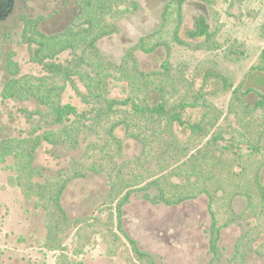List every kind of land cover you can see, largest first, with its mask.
<instances>
[{"label": "trees", "instance_id": "16d2710c", "mask_svg": "<svg viewBox=\"0 0 264 264\" xmlns=\"http://www.w3.org/2000/svg\"><path fill=\"white\" fill-rule=\"evenodd\" d=\"M191 0H171L163 15V27L143 37L137 44L146 52L157 45L167 51L161 71H143L132 50L121 63L102 54L97 43L113 34L115 22L137 10L131 0H78L80 13L73 27L46 35L39 30L41 19L24 17L23 40L31 47L32 62L41 67L38 76L21 75L9 54L7 67L11 78L2 95L16 102L36 101L40 123L26 136L0 138V165L11 172L9 186L20 191L27 203L45 213L46 237L42 249L58 253L56 264H83L79 259L97 244L107 247L109 257H119L122 264H156L138 243L123 230L124 207L139 191L156 189V204L180 206L205 196L211 215L209 242L212 258L208 264H222L220 241L223 231L236 222H245L248 230L239 240L236 254L227 264H244L249 253L264 258V93L256 92L255 104L246 102L249 92L243 83L226 87L232 99L226 117L204 95H181L183 85L192 91L183 71L174 76L172 46L157 37L170 22L173 13V43L188 47L180 37L184 6ZM212 4V0H199ZM244 2L246 0H239ZM190 39H204L199 51L211 50L215 37L204 16L187 33ZM155 41L148 49V42ZM157 42V45H156ZM69 52L67 64L55 59ZM264 74V51L250 73ZM82 83L84 92L78 83ZM72 88L80 97L77 104L64 103ZM122 91L114 96L113 90ZM170 96H176L172 103ZM207 109L199 123L187 124V109ZM234 116L235 122L230 121ZM215 117V118H214ZM177 126L191 135L180 140ZM124 127L128 138L142 146L141 153L124 159L123 142L116 136ZM66 151H81V157L56 176L35 165L37 151L43 144ZM260 158L259 164L256 160ZM105 175L109 193L100 214L71 219L63 206V196L75 180L89 175ZM149 198V196H147ZM245 198L247 207L237 213L234 202ZM74 232L71 249L66 244Z\"/></svg>", "mask_w": 264, "mask_h": 264}, {"label": "rangeland", "instance_id": "374dc122", "mask_svg": "<svg viewBox=\"0 0 264 264\" xmlns=\"http://www.w3.org/2000/svg\"><path fill=\"white\" fill-rule=\"evenodd\" d=\"M26 0H17L14 11L0 24V138L26 136L40 123L37 111L40 105L34 101L16 102L2 95L11 78L7 67L9 54H14L12 62L19 66L21 75L38 76L41 67L31 60V47L23 40L24 17L41 19L39 30L46 35L59 34L73 27L80 13L78 0H35L26 7ZM137 10L115 22L117 30L102 38L97 46L102 54L116 63H121L125 54L132 50L140 68L145 72L161 71L167 59L164 47L148 52L137 48L138 42L148 35L157 33L163 27V15L171 0H131ZM204 16L215 33L210 43L211 50L199 51L194 48L204 39H190L187 33L195 29L196 20ZM170 22L156 38L172 46L174 76L181 77L183 71L187 81L192 83V91L183 85L181 95H204L208 103L214 105L224 117L228 114L232 93L226 87L243 83L242 92H249L245 100L253 105L258 97L256 92L264 93V74L250 73L259 63L264 51V0H212V4L191 0L184 6V21L180 37L188 47L173 43L174 14ZM155 41L148 42L147 48ZM71 59L67 51L55 61L67 64ZM78 83V81H77ZM80 91H85L78 83ZM114 96H122V91L113 90ZM175 103L176 96H170ZM64 103L77 104L78 94L70 87L63 98ZM207 109H187L183 119L187 124L199 123ZM215 118V117H214ZM230 121L235 122L234 116ZM176 135L180 140H188L190 131L177 126ZM123 142L124 159H132L142 151L136 140L128 138L124 127L116 131ZM81 151H66L61 147L43 144L37 151L35 165L44 173L56 176L66 170L81 157ZM260 158L256 160L259 164ZM11 172L6 165H0V264H56L58 253L42 249L40 244L46 237L45 213L27 203L19 190L9 186ZM264 181V170L261 175ZM109 180L105 175L91 174L85 179L72 182L63 196V206L73 220L100 214V207L109 193ZM156 189L134 193L124 207L123 230L134 239L142 251L150 254L156 264H208L212 258L209 242L211 215L208 199L203 196L180 206L168 207L156 204ZM149 196V198H147ZM247 207L245 198H237L234 208L242 213ZM103 218H106L105 216ZM248 230L245 222H236L223 231L220 247L223 253L222 264L236 254L241 237ZM74 232L66 238L71 249ZM264 241V237L260 243ZM83 264H122L119 257H109L107 247L97 238V244L79 259ZM244 264H264V258L254 252L248 254Z\"/></svg>", "mask_w": 264, "mask_h": 264}, {"label": "flooded vegetation", "instance_id": "af4514ba", "mask_svg": "<svg viewBox=\"0 0 264 264\" xmlns=\"http://www.w3.org/2000/svg\"><path fill=\"white\" fill-rule=\"evenodd\" d=\"M13 4H14V7H15V4H16V1L17 0H13ZM35 0H26L24 1V4L26 5V7L29 6V3L33 2ZM10 4V0H0V24L3 23L4 21H6L8 18H9V15L11 13H13L14 11V7H13V10L10 12V14L8 16H4L5 15V11L7 9V7L9 6ZM21 22L23 24V27L25 26V21H24V18L21 19Z\"/></svg>", "mask_w": 264, "mask_h": 264}, {"label": "water", "instance_id": "95a60500", "mask_svg": "<svg viewBox=\"0 0 264 264\" xmlns=\"http://www.w3.org/2000/svg\"><path fill=\"white\" fill-rule=\"evenodd\" d=\"M13 2H14L13 0H10V4L6 9L4 16H8L10 14V12L13 10V7H14Z\"/></svg>", "mask_w": 264, "mask_h": 264}]
</instances>
